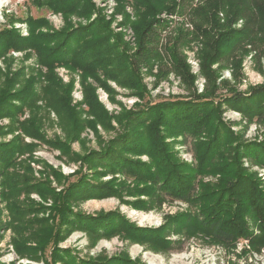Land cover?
Masks as SVG:
<instances>
[{
    "label": "rangeland",
    "instance_id": "rangeland-1",
    "mask_svg": "<svg viewBox=\"0 0 264 264\" xmlns=\"http://www.w3.org/2000/svg\"><path fill=\"white\" fill-rule=\"evenodd\" d=\"M138 1L142 2L89 0L93 7L91 14L87 16L77 13L69 17L70 23L75 26L93 21L97 16L103 17L112 33L120 34L122 47L125 46L128 55L125 56L130 59L132 68L136 70V78L126 85L125 82L118 84L108 80L109 90L99 86L96 88L97 99L109 114L107 125L97 124L96 130L85 127L79 139H68L66 146L59 147L48 142V139L53 140L55 136L64 138L56 122V115L52 110L48 111L49 113L43 110L42 130L46 140L23 136L26 142L36 143L34 157L44 160L48 167L55 170L54 176L50 175L49 179L56 190L63 192L66 178L69 177L72 181L81 173H85L87 185L98 189L95 190L97 195L83 198L77 190L76 199L68 198V205L93 216L101 212L108 213L95 225L99 236L88 229H95L91 222L88 228H70L58 246L68 249L70 255L77 253L82 259L124 254L143 264H264V249L253 252L240 238L231 244L222 243L206 234L196 220L204 212L202 209L213 203L215 192L223 187L225 179L234 171V162L230 161L228 153L234 151L230 147H234L235 140L260 141L264 144V122L248 121L231 107L214 104L221 96L231 91L246 92L253 86L264 84V42L259 44L258 41L264 35V4H261V7L253 4L255 19L252 25L255 28L252 38L257 40L251 41L242 33H234L244 29L249 15L241 17L238 14L231 20V10L235 11L238 7L232 2L229 4L226 0H166L165 7L168 9L152 13L148 17L150 22L147 28H134L132 24L142 15L138 13L145 12V7L138 6ZM86 2L87 0L84 1L85 10ZM206 9L212 16L208 22L200 18L201 15L204 16L203 11L206 12ZM29 16L46 18L53 29L62 28L66 21L62 12L37 8L31 0H0V35L1 31L15 30L22 37L28 36L26 18ZM227 22L231 29L226 26ZM201 28H206L211 36L212 42L208 51L204 49L205 45L209 44L208 39ZM226 36L230 39L229 45L223 42ZM233 38H238L239 42L235 44ZM110 39L117 43L115 36ZM140 39L143 42V50H146L143 55L136 54L141 48ZM5 50L0 54V87L6 74L10 75L20 68L26 75L32 73L34 68L42 73L46 71L45 66L37 63L33 49ZM174 54L180 57L183 65L174 64ZM55 72L64 83L73 79L74 85L70 92L72 103H76L78 109L86 111L88 106L83 100L80 72H71L61 65L55 67ZM37 88L40 89L39 85ZM200 96L212 101L209 103L214 105L207 107V103L201 108L198 104L196 113L199 114V122L184 132L172 118L174 105H168L166 100L179 97L194 103L193 101L197 100L195 97ZM136 108H143L152 113L150 119L153 122L148 126L149 131L146 125H138L137 121L129 118V111ZM10 109L7 113H10ZM84 111L83 116H89ZM161 114L164 116L163 120H159ZM28 115V108L25 106L18 118L24 119ZM9 125L10 117L2 115L0 126L7 129ZM126 129L131 130V135L140 138L134 139L137 150L126 153V156L131 157L133 162L140 160L139 163L144 169L157 168L160 173L167 170L165 177L172 180V185L179 180L187 184L191 182L194 190L187 196L188 199L193 196L191 200L177 199L171 193L162 191L159 204L152 198L154 190L148 173L136 172L127 167L111 173L98 165L91 167L89 160L85 158L86 154L92 149L105 146L111 137ZM17 134H20V131L4 132L0 139L8 140ZM152 141L155 143L152 144ZM218 150L221 152L216 154ZM26 156L27 154L21 155ZM240 160L246 168V175L264 182V164L252 163L246 158ZM235 161L236 164L237 157ZM167 162L171 163L168 169ZM30 164L36 169L42 165L39 162ZM59 174L65 178H60ZM36 175L38 176V173ZM169 189L173 191V188ZM24 197L27 198L24 193L19 196L20 199ZM29 198L35 203H52L51 199L44 201L34 192L29 193ZM190 217V226H184ZM174 221L180 223L179 227L175 228L178 233L169 237L179 239V245L172 250H164L149 238L154 232L147 229L156 228L161 224L169 225L167 229H170L174 227ZM109 223L111 227L118 224L124 229L127 225H132L130 231L142 238H129L124 231V235L121 232L107 237L102 234V229ZM133 226L145 230H137ZM14 236L7 200L0 196V264H61L60 260L53 263L48 250L45 259L17 254L14 249ZM66 261H70L69 257Z\"/></svg>",
    "mask_w": 264,
    "mask_h": 264
},
{
    "label": "trees",
    "instance_id": "trees-1",
    "mask_svg": "<svg viewBox=\"0 0 264 264\" xmlns=\"http://www.w3.org/2000/svg\"><path fill=\"white\" fill-rule=\"evenodd\" d=\"M31 1L37 8L62 12L66 21L62 28L53 29L46 18L29 16L26 18L28 36L22 37L15 30H4L1 31L2 35H0V54L9 48L33 49L37 56V63L39 62L46 67L44 73L32 67L34 69L29 75H26L22 68L10 75L6 74L0 87V117L6 115L11 119V125L7 129L0 126V136L4 132L20 131V134L14 135L8 140L0 139V196L7 200V208L12 217L15 232L14 249L19 255L27 254V257L30 258L40 257L44 259L47 258L46 252L48 250L53 263L60 260L61 264H143L124 254L82 259L77 253L74 252L73 255H70L68 249L58 246L70 228L77 226L88 228L91 222L95 228V225L100 221L99 219L107 216L108 213L101 212L93 216L77 211L68 205V198L70 200L76 199L77 190L83 198L84 196L97 195L95 190L98 189L87 185L84 179L86 175L81 173L72 181L69 180V177L66 178V184L62 187L64 193L61 190H56L49 179L55 170H52L50 166L48 167V163L44 160L34 157L33 150L36 143L26 142L23 136L41 141L46 140L42 130L43 110L47 112L52 110L56 115V122L64 138L55 136V139H48V142L55 143L59 147L66 146L68 139L71 141L79 139V135L85 127L96 130L97 124L107 125L109 114L100 105L96 88L99 86L109 90L108 80L118 84L125 82L126 85L127 82L136 78L137 73L132 68L130 59L125 56L127 52L125 46L122 47L120 34H113L103 17L97 16L93 21L86 24L80 23L76 26L70 23L69 17L73 14L80 13L87 16L91 14L93 7L89 0L86 2V10L84 7L86 0ZM165 1H138V6L145 7V12L138 13L142 15L132 26L134 28L143 26L147 28L150 22L148 17L158 10L165 9ZM226 2L238 5L237 10L230 12L231 20L238 14L241 17H245V14L249 15V21L244 25V29L234 33H242L251 41L256 39L255 37L252 38L255 28L252 25L255 19L252 8L253 4L261 7L264 0H226ZM215 4L214 6H216ZM203 14L204 16L201 15L200 18L204 19L205 22H208L207 20L212 17L208 10L203 11ZM226 26L231 29L228 22ZM201 29L208 39L206 42L209 44H206L204 48L208 51L212 42L211 36L206 28ZM113 36L117 40L116 44L110 39ZM229 40L226 36L223 42L229 45ZM139 41L141 48L136 54L143 55L146 50H143L142 39ZM233 41L236 44L239 39L233 38ZM258 41H260L259 44L264 42V35ZM173 62L176 65L179 64L178 66L183 65L180 57L176 54L173 56ZM59 65L68 68L71 72H80L79 82L83 89V100L88 106L86 111L78 109L77 104L72 103L70 92L74 85L73 79L64 83L55 72V67ZM195 98L197 100L193 101L194 103L187 101V99H179V97L166 100L168 105H174L171 111L172 118L179 128L182 127L184 132L189 131L194 123L199 122V114L196 113L198 104L201 105V108L202 106L205 107L207 103V107L217 103L219 105L225 104L239 112L248 121L264 122V84L253 86L246 92L231 91L229 94L221 96L220 100L214 104L209 103L210 100H205L203 96ZM39 100L42 102L38 103ZM25 106L28 108L29 115L24 119H19L18 116L23 113ZM9 108H11L8 111L10 113H7ZM82 111L89 116L84 117ZM128 114L129 118L137 121L138 125H146L149 131L148 126H151V122H153L150 119L152 113H148L143 108H136L131 109ZM163 118L164 116L161 114L159 120H163ZM130 131L128 129L123 130L111 137L105 146L90 150L85 158L89 160L91 167L98 165L104 168V171L108 170L111 173L125 167L136 172L148 173L154 190L152 198L159 204L161 203L162 191L167 194L168 192L171 193L177 199L191 200L193 196L189 199L187 197L194 190V186L190 185L191 182L187 184L185 181L179 180L175 185H172V180L165 177L167 170L160 173L157 168L145 167L144 169V166L139 163L140 160L133 162L131 157L126 156V153L137 150L134 139H140L137 135H131ZM154 143L152 141V144ZM230 148L234 151L228 153V158L234 162L232 163L234 171L230 177L225 179L223 187L215 192L213 203L205 209L203 208L202 212H204L199 214L200 216L197 214L199 217L196 220L206 234L222 243L231 244L240 238L253 252H260L264 249V182L246 175V168L240 159L246 158L252 163L264 164V144H261L260 141L236 139L234 147ZM219 152L221 151H216V154ZM23 154H27V156L21 157ZM236 157L238 162L235 164ZM30 162L35 164L39 162L42 165L36 169ZM170 165L171 163L167 162L166 169ZM59 175L60 178H65V176ZM169 188H173V191H170ZM30 192L37 193L44 201L48 198L51 199L52 203L48 205L35 203L29 198ZM21 193H24L27 198L20 199ZM30 214L32 215L30 216ZM69 219L73 221H68ZM191 220L190 217L184 226H190ZM179 224L174 221L172 223L174 227L170 229H167L169 225L166 224L147 229L154 232L149 238L164 250H172L179 245V239H171L169 236L178 233L175 228H178ZM130 226L125 227L126 231L121 225L116 224L111 227L109 223L102 229V234L109 237L121 232L124 235L125 232L129 238L141 240L140 235L130 231ZM133 228L145 230L138 226H133ZM88 229L93 230L95 235L99 236L97 227L95 229L89 227ZM68 257L70 261L67 262Z\"/></svg>",
    "mask_w": 264,
    "mask_h": 264
},
{
    "label": "bare ground",
    "instance_id": "bare-ground-1",
    "mask_svg": "<svg viewBox=\"0 0 264 264\" xmlns=\"http://www.w3.org/2000/svg\"><path fill=\"white\" fill-rule=\"evenodd\" d=\"M147 253L145 252V255H146Z\"/></svg>",
    "mask_w": 264,
    "mask_h": 264
}]
</instances>
